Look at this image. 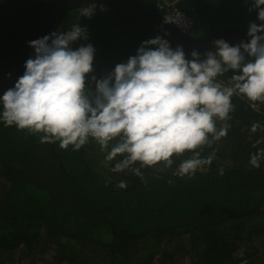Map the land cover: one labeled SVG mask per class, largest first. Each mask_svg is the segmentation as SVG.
Masks as SVG:
<instances>
[{"label": "trees", "instance_id": "1", "mask_svg": "<svg viewBox=\"0 0 264 264\" xmlns=\"http://www.w3.org/2000/svg\"><path fill=\"white\" fill-rule=\"evenodd\" d=\"M37 1L0 0V30ZM117 1L157 10L156 0ZM173 4L192 18L191 37L259 23L256 11H249L250 0ZM78 9L67 12L48 33L70 27ZM78 23L86 26L88 39L73 47L94 45L97 78L126 62L142 41L165 39L160 29L99 10ZM230 76L220 79L230 83ZM232 102L227 134L201 152L204 157L214 152L212 162L191 178L174 175L190 152L175 157L170 168L142 169L143 177L112 172L115 161L107 162L102 178L93 168L102 162L90 140L78 150L61 148L59 142L52 148L38 134L0 122V264L38 248L45 258L28 264H171L177 253L190 256L187 264H258L254 241L264 236V158L254 167L250 157L264 149V104L254 110L243 96H233ZM255 123L260 126L253 132ZM222 124L218 121L217 127Z\"/></svg>", "mask_w": 264, "mask_h": 264}, {"label": "clouds", "instance_id": "2", "mask_svg": "<svg viewBox=\"0 0 264 264\" xmlns=\"http://www.w3.org/2000/svg\"><path fill=\"white\" fill-rule=\"evenodd\" d=\"M252 10L259 23L248 24L246 42L218 38L214 52L201 59L193 50L189 59L181 46L155 36L97 78L94 45L73 47L88 39L78 21L90 18L96 4L80 7L70 27L28 42L34 56L0 95V122L64 149L78 150L90 139L102 149L111 145L105 156L115 161L110 170L139 177L146 167L170 168L175 157L190 152L174 175L191 178L214 158V152L201 155L204 146L227 134L233 96H243L254 110L264 104V0H250ZM229 72L230 83L220 79ZM261 158L264 149L251 155V165L259 167Z\"/></svg>", "mask_w": 264, "mask_h": 264}, {"label": "water", "instance_id": "3", "mask_svg": "<svg viewBox=\"0 0 264 264\" xmlns=\"http://www.w3.org/2000/svg\"><path fill=\"white\" fill-rule=\"evenodd\" d=\"M90 3L96 4V10L120 21L160 29L171 45L181 46L186 54L193 50L200 55L208 51L214 52L213 41L218 38H223L230 45L249 39L246 36L247 28L239 26H225L198 37H191L158 10L139 9L117 0H40L26 6L16 19L0 30V95L14 85L24 72V62L34 56V49L28 42L47 34L56 21L70 10ZM50 144L54 148V144Z\"/></svg>", "mask_w": 264, "mask_h": 264}, {"label": "rangeland", "instance_id": "4", "mask_svg": "<svg viewBox=\"0 0 264 264\" xmlns=\"http://www.w3.org/2000/svg\"><path fill=\"white\" fill-rule=\"evenodd\" d=\"M90 143L93 145L94 150L97 152V156L101 159V164L94 166L93 168L96 170V172L102 177H106V173L102 171V165L104 163H107L105 161V156L109 150L106 148H101L94 140L90 139ZM202 168V167H201ZM0 189H4V186ZM254 244L256 247L259 248V260L258 264H264V236L260 238H256L254 241ZM53 247V246H52ZM238 255L242 254V248L238 249L237 251ZM45 257L43 253L41 252V248L34 249L32 251L26 252L21 251L19 254L13 256V257H7L5 258V264H28L31 260L40 261L43 260ZM190 260V256H183L181 253L175 254L173 257L171 264H187V262ZM61 264H66L65 262H62ZM90 264V262L88 263ZM153 264H157V262H154Z\"/></svg>", "mask_w": 264, "mask_h": 264}, {"label": "built area", "instance_id": "5", "mask_svg": "<svg viewBox=\"0 0 264 264\" xmlns=\"http://www.w3.org/2000/svg\"><path fill=\"white\" fill-rule=\"evenodd\" d=\"M156 9L167 15L175 26L187 33L193 26V20L184 11L173 4V0H156Z\"/></svg>", "mask_w": 264, "mask_h": 264}]
</instances>
